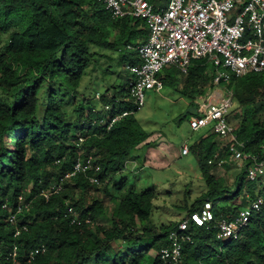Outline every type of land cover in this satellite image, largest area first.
<instances>
[{"label": "trees", "instance_id": "trees-1", "mask_svg": "<svg viewBox=\"0 0 264 264\" xmlns=\"http://www.w3.org/2000/svg\"><path fill=\"white\" fill-rule=\"evenodd\" d=\"M169 1L150 0L157 9ZM148 34L144 19L115 18L98 0H0V43L8 35L0 51V264H166L160 251L169 245L170 231L202 214L206 204L213 219L197 224L191 218L183 264H264V203L237 237L218 236L223 219L264 198V183L248 177L249 159L241 168L232 164L238 170L233 180L218 179L214 170L234 160L231 143L211 127L190 145L207 188L176 206L185 213L180 221H159L155 188L139 190L123 178L127 161L152 136L135 116L130 87L112 85L94 98L79 89L94 58L92 46L119 51L125 64H136L140 57L127 45L146 42ZM217 73L208 58H195L187 73L168 65L161 78L190 98L184 117H192L218 87ZM226 86L234 93L237 138L248 155L264 160V71L233 76ZM87 155L99 171L67 179L49 199L42 194ZM22 194L31 205L18 215L22 232L16 235L8 215ZM105 197L114 204L111 212ZM71 207L79 214L75 222ZM42 245L45 252L31 260L30 251Z\"/></svg>", "mask_w": 264, "mask_h": 264}, {"label": "built area", "instance_id": "built-area-1", "mask_svg": "<svg viewBox=\"0 0 264 264\" xmlns=\"http://www.w3.org/2000/svg\"><path fill=\"white\" fill-rule=\"evenodd\" d=\"M98 1L115 18L129 16L147 22V41L137 46L127 45L129 50L137 51L141 60L140 63L125 64L133 76L129 83L133 105L140 109L145 103L148 90L160 92L164 89L161 74L168 65H174L181 72L187 73L193 59L208 58L217 68L215 82L221 88L206 94L198 113L190 118V127L194 131L211 127L223 141L231 143L230 152L240 168L245 165V160H251L247 168L248 177L251 180L260 178L264 174V160L248 155L244 151V142L237 138L236 128L229 121L235 103L234 93L226 84L233 76L241 77L250 72L264 71V0H170L166 7L160 9L150 0ZM237 7L240 9L236 10ZM126 114L127 111L123 113ZM117 119L119 117L114 120ZM189 152V145L185 143L182 153L186 155ZM100 169L92 155L80 157L70 172L62 175L58 182L43 190L42 194L49 199L52 194L64 189L67 179L78 173L87 174ZM90 180L95 184L100 183L97 176ZM263 203L264 198L259 197L232 219H223L219 224L218 236L237 237L240 229L248 224L253 212ZM30 205L31 201L22 194L15 211L8 215L9 222L15 226L16 235L22 232L18 215L23 214ZM4 207L8 208L7 204ZM69 211L74 215L73 221H77L79 214L72 207ZM191 218L197 224L210 221L213 219L211 205L202 214L193 213L191 217L183 219L170 231V243L160 251L166 264H183V242L191 239L187 233ZM45 250V245L36 247L30 251V259ZM16 252L15 247L14 257Z\"/></svg>", "mask_w": 264, "mask_h": 264}, {"label": "rangeland", "instance_id": "rangeland-1", "mask_svg": "<svg viewBox=\"0 0 264 264\" xmlns=\"http://www.w3.org/2000/svg\"><path fill=\"white\" fill-rule=\"evenodd\" d=\"M238 9L240 7L236 8ZM7 42L8 35H5L0 43V51L5 48ZM91 49L95 53L94 58L82 79L80 92L94 98L102 94L99 95L97 91L105 92L104 90L112 85L128 91L130 73L125 67L124 55L119 51L98 46H92ZM176 86L177 84L174 87L166 84L160 92L147 91L145 103L136 111L135 116L148 132H152V136L146 144L135 151L133 159L127 161L123 175V178L130 180L139 190L146 187L155 188L159 196L155 217L164 222L183 219L185 213L178 211L176 206H185L207 188L197 156L191 151L183 154L182 146L186 143L190 148L199 134L208 128L194 131L190 127L191 116L184 117L190 98L178 91ZM219 88L221 87L216 89ZM211 92L213 91H209ZM234 113L232 109L229 121L238 127L239 121ZM228 163L229 165L214 170L215 175L223 183L233 180L234 174L238 172L235 167L240 168L237 162L229 160ZM260 180L264 183V175ZM99 194L103 195L102 191ZM105 199L111 212L114 204L108 198ZM157 254L156 250L150 252L153 257Z\"/></svg>", "mask_w": 264, "mask_h": 264}, {"label": "crops", "instance_id": "crops-1", "mask_svg": "<svg viewBox=\"0 0 264 264\" xmlns=\"http://www.w3.org/2000/svg\"><path fill=\"white\" fill-rule=\"evenodd\" d=\"M168 3H169V2H168ZM167 5H168V4H166V5H164V6H161V7H166ZM161 7H160V8H161ZM160 8H159V9H160ZM188 105H189V104H188ZM192 116H193V115H192ZM235 128H236V127H235Z\"/></svg>", "mask_w": 264, "mask_h": 264}]
</instances>
